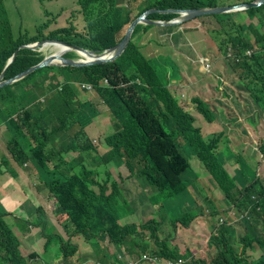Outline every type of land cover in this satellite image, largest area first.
Returning <instances> with one entry per match:
<instances>
[{
	"label": "trees",
	"instance_id": "1",
	"mask_svg": "<svg viewBox=\"0 0 264 264\" xmlns=\"http://www.w3.org/2000/svg\"><path fill=\"white\" fill-rule=\"evenodd\" d=\"M125 1L75 0L80 20L76 19L73 23L71 19H66L65 27L52 30L42 23L33 35L22 31L14 35L5 2L0 0V75L5 70V79L15 76L45 57L40 51L20 48L21 45L58 40L102 53L115 46L122 29L146 9H197L227 5L219 0H144L145 5L139 4L133 17ZM251 1L254 0L242 3ZM39 2L42 5L43 0ZM44 14L48 12L44 10ZM241 14L257 18L258 22L255 25L246 24L243 22L245 19L239 17ZM175 16L151 14L146 18L168 21ZM205 17L218 20L221 29L215 31L219 34L215 38L220 39L219 49L226 57L227 44L233 46V61L227 58L240 75L249 78L244 87L249 91L252 103L264 114V4L244 12ZM237 22L246 25L242 27ZM141 28V24L135 26L124 53L113 62L79 68L47 66L0 87V125L6 124L8 128L7 151L21 166L27 163L33 165L36 188H45L46 194L54 197L57 212L66 214L74 234L81 235L93 248L96 264H108L113 258L107 250H102L100 242L103 241L113 244L120 253L123 248L128 256L149 251L152 256L172 260L182 258L184 264H264V184L259 179L250 182L256 173L245 160L240 163L235 175L226 171L220 152L221 146H229L224 131L204 137L194 124V116L180 106L171 92L168 93L167 71H162L156 60L145 58L137 47L139 32L143 31ZM230 31H235L237 35H230ZM135 33L138 34L136 39ZM247 51L251 53L247 54ZM66 58L77 59L78 55L69 52ZM194 65L200 67V63ZM194 65L190 67L189 79L202 83L205 73L197 71ZM173 72L178 76L179 68ZM76 73L81 74V79L75 78ZM59 77L64 80L60 92ZM71 82L89 84L111 116L109 132L104 137L109 151L89 162L84 153L88 150V139L83 128L96 117L98 111L88 102H73L76 90ZM192 101L197 112L209 122H214L215 114L207 102L200 97H194ZM59 103L62 112L55 119L54 109ZM70 122L78 123L80 129L70 132ZM259 150L264 155V141ZM76 151L79 152L77 158L70 161L62 158L63 153ZM193 158L207 170L229 204H234L240 212L251 208L250 220L239 227L237 236L234 229L221 223L222 229H210L213 235L208 241L209 248L214 254L216 248L217 253L209 263L190 251L182 255L172 244L171 231L159 238L153 230H160V224L174 220L175 214L183 210L186 213L180 220L184 224L189 221V224L184 226L178 222L175 231L177 224L187 228L197 217L193 193L189 190ZM3 160H6L5 157H2ZM87 162L96 163L95 169L88 170L85 167ZM106 166H125L130 174L120 178V181L137 178L154 190L152 195L146 194L137 201L134 191L119 187L120 184L109 177ZM243 182L248 185L241 187ZM107 190L109 193L105 194ZM163 200L169 201L157 209L156 206ZM186 202L190 206L183 208ZM1 203L0 264H36L30 258L21 257V241L6 226L3 219L10 212ZM146 203L155 206L152 220L140 225L119 224L121 217L134 214L140 205ZM36 209L37 215L32 216L30 221L23 218L20 221L30 229L37 224L44 230L47 215L40 207ZM161 211L167 214L156 218ZM47 239L46 251L50 243V238ZM56 240L63 259L75 253L76 248L69 242H63L60 237ZM213 241L215 244H212ZM248 250L257 252L259 256L248 258ZM117 255L116 252L114 256ZM114 261L123 264L117 257Z\"/></svg>",
	"mask_w": 264,
	"mask_h": 264
},
{
	"label": "rangeland",
	"instance_id": "2",
	"mask_svg": "<svg viewBox=\"0 0 264 264\" xmlns=\"http://www.w3.org/2000/svg\"><path fill=\"white\" fill-rule=\"evenodd\" d=\"M243 1L246 0H219V2L227 3L226 6L239 4ZM4 2L8 19L15 34L22 31L33 35L36 31V28L42 23H46L47 29L52 30L65 27V25H67V20L71 19L73 23L76 19L80 20L77 18L79 14L77 13L78 7L75 3V0H43L42 5L40 4L39 0H4ZM124 4L129 9H131L132 16L134 17L137 14L138 5H145V1L126 0ZM44 10L47 11L48 14H44ZM175 17H177V14ZM239 17L240 19H245L243 22L246 24L251 23L255 25L258 22L257 18L251 19L245 14H241ZM237 23L239 24V22ZM246 24L239 25L244 27ZM128 25L129 24L126 25V28H124L120 36H123ZM141 25V30L143 31L139 32V42L143 44L145 58H152L154 56V50L158 46L164 47L167 57H170L165 59L164 66L167 71H176L178 70V67H187L190 70L191 65L194 64L193 62H189L188 58L192 61L202 60L208 63V72L204 71L201 66L199 68V65H194L197 71L205 73L206 80L200 87L195 89L190 94V97L192 98H188V100L183 99L182 101L178 99L179 103H181L183 108L187 109V111H189V113L194 116V124L200 129L204 137L224 131L229 141V147L234 156L237 157L239 154H241L242 157L247 160L250 166L255 169L256 175L250 180V182L259 179L264 184V155L259 150L260 144L262 141H264V114H262L252 103L250 93L247 88L244 87V84L249 83V78L240 75V72L234 69L230 64V61L226 59L224 51L219 49L220 39L215 38L219 37V34L215 31L221 29L218 20L214 17L203 16L191 21H186L185 23L173 28L150 26L145 23H142ZM79 28L80 27H78V29ZM250 30L251 29H249V31ZM230 35H237V33L235 31H230ZM177 37L178 39H176ZM134 38H138L137 33H135ZM46 46L39 50L44 56L54 52L52 48ZM226 47L228 50V57L232 58L234 55L233 46L229 43ZM63 56L68 57L69 52L64 53ZM79 58L81 57L78 56L77 59ZM82 61L85 62L86 58L82 57ZM105 63L107 62H102L99 64ZM75 78L78 80L81 79V74L76 73ZM4 80L6 79L4 78ZM167 91L169 93V90ZM194 97H200L202 100L209 103L211 110L215 114L214 122H209L204 118L203 115L197 112L196 105L192 101ZM39 100H41V97ZM72 100L73 102L80 103L89 102L94 108H96L97 111H99V114L92 120L91 123L87 124L84 129L86 137L89 141L97 142L104 146L103 140L105 134L108 132V127L111 124V116L103 107V105H101L99 98L93 93L83 94L77 90V94L72 97ZM7 131L8 128L6 124H1L0 154L1 157H5L6 159L3 160V165L5 166V170L10 175L5 173L4 176H0V186L2 188L5 185L12 186L6 190H0L1 204H3L5 210L7 211L8 202H11L13 199H19L17 196L18 187L13 185L12 181L16 183L19 182L21 190L26 192V197L25 200L21 202V209L16 211V216H23L27 219H30L32 216L37 215L36 207H40L42 211L46 213L47 217L50 218L53 211L57 208L55 199L46 194L45 188H43V190H39L35 185H33L36 183V170L31 165V163H27L31 173V178L28 179L26 188V177L21 171L23 166L17 163L6 149ZM25 134L26 132L24 131V135ZM105 150L106 149L104 147V151ZM70 156V153L62 154L63 159H68ZM201 165L202 164L196 158H193L191 161L192 171L189 173V175H193L195 167L199 168ZM235 165H238V159H235ZM226 167L231 173H233V167L229 163H226ZM114 171H117L115 166H110L107 169L109 174ZM112 178L117 180L118 175L113 173ZM136 184L138 189L141 190L139 192L135 188L137 201L140 199V197L146 194L149 196L152 195V190L145 182L137 180ZM246 185L248 184L243 182L240 186L243 187ZM108 193L109 190L105 192V194ZM168 201L163 200L156 206V208L160 209L161 206L168 203ZM187 206L188 204L185 205V207ZM154 209L155 206L149 203L142 204L139 206L134 215L142 220L150 221L154 218ZM200 210L204 211V209L201 208L198 211ZM185 213L186 212L183 210L181 213L175 214L176 217L174 220L167 222V224H160V231L162 233L158 234V237L162 238L171 231L170 236L173 238L172 243L178 248L179 251H182L181 254H186L187 251H192L193 253H196V256L202 257L206 261V249L207 247H211L209 246L208 241L213 235V232L211 235H209V232L199 221H195V225H193V227L190 226L187 229L177 224L175 231L176 223L180 222L184 226L189 224V221L184 224L180 220V218L184 217ZM165 214H167V212L161 211L160 213L156 214V218H159ZM169 215L170 214H168L167 218H169ZM63 218L64 215H61L55 219L58 232L54 225L51 224L50 220H47L46 222L44 234L46 239L50 238V243L48 245L49 251L40 256L42 261L46 264H48L49 260L54 256L61 257L59 245L58 242H56V236L59 234L62 238H66L64 234V226L62 225ZM138 218L134 216H128L122 218L121 220L128 222L126 224H131L133 223L132 221H136ZM63 222L64 225H67L66 219H64ZM240 224L236 226V236L237 231H239L238 226H240ZM33 229L34 227H31V230ZM13 233L14 235L19 234L17 231H14ZM151 244L153 245V240H151ZM212 244H215V242L213 241ZM147 252L150 253L149 251ZM216 253V248L215 254L213 256L211 255L210 251L208 252V263L215 258ZM258 256L259 254L253 250L247 251L248 258H257ZM49 264L57 263L55 261H51Z\"/></svg>",
	"mask_w": 264,
	"mask_h": 264
},
{
	"label": "crops",
	"instance_id": "3",
	"mask_svg": "<svg viewBox=\"0 0 264 264\" xmlns=\"http://www.w3.org/2000/svg\"><path fill=\"white\" fill-rule=\"evenodd\" d=\"M79 27H81V26L79 25ZM176 39H178V37ZM136 42L140 46V48L142 49L143 53L145 54L143 44L141 42H139V38H138V41H136ZM157 54L159 55L158 56V64H159V66L161 67L162 71H167L165 66H164L165 59L166 58H170V57H167V55L165 53V48L162 47V46L161 47L158 46L154 50V56L153 57H155ZM190 60L191 59L188 58L189 62H191ZM179 71H180V73H179L178 76L174 75L173 70L167 71V74H166V79L169 80L168 88H169L170 91H172L174 93H183V94H186L188 97H190V94L195 89L200 87L206 80V75H204V81L202 83H196V82L194 83V82H192L189 79L190 70L187 67L179 68ZM171 74L173 75L172 78H170ZM54 112H55V114H57L59 112V108H55ZM98 114H99V111H98L97 115ZM76 130H77V126L75 124L72 125L69 128L70 132H73V131H76ZM84 131H85V129H84ZM108 132H109V127H108ZM95 143H97V142H95ZM97 145H98L97 151H98V153L100 155L105 154L108 151V149L105 147V145L103 146V145H101L99 143H97ZM104 147L106 149L105 151H104ZM86 149H88V146L86 147ZM230 150L231 149H230L229 146H227V147L222 146L220 152L223 155V159H224V162H225V168L227 169L226 163H229L233 167V173H231L228 169H227V171L230 174L235 175V171H236V169H238V166L235 165V159L232 157V154L230 153L231 152ZM68 153H70L71 156L68 159H64L65 161H70L72 159H75L78 156L77 152H68ZM86 155L87 156L89 155L88 151H86ZM239 155H241V154H239ZM226 159H227V161H226ZM243 159H245V158H243L242 155H241V157H239L238 161L242 162ZM247 164L249 165V167L252 170H255L254 168H252L250 166V164L248 162H247ZM95 165L96 164H86L85 167L88 170H94L95 169ZM74 166H76L78 168L82 167L81 165H74ZM109 167L110 166H106L107 169ZM116 169H117V171H114V172L109 174V177L112 180H114L112 178V174L116 173L118 175V179L114 180V181L118 182L121 187H127V188L131 189L132 191H134L135 194H136L135 188L139 192L141 191L137 187V184H136L137 180L136 179H129V180H125L124 182L120 181V178H125L127 175H129L127 170L123 166H120V167H118ZM21 171L23 172L24 176L26 177V188H27V181H28L29 178H31L30 170H29L27 165L23 164V168H21ZM5 173H8V172L5 170V166L3 165L2 157H1V154H0V176L1 177L4 176ZM193 173L194 174L191 175V177L192 178H197V181H198L197 188L198 189L205 188L206 191H207L208 188H207L206 182L210 183V180H209L210 177L207 176L206 171L204 170V168L202 166H200L199 168L195 167V170H194ZM94 177L96 178L95 173H94ZM12 183H13V185L18 187L17 196L19 197V199H13L11 202H8V210L7 211L10 212V215L6 216L4 218V220H5L6 224L12 229L13 232L17 231L19 233L18 235H15V236L18 237L19 240L21 241V246H20L21 255L23 257H25V258L28 257V258L34 260L36 262V264H46L40 258V256L44 255L45 253H47L49 251V248L47 249V251L44 249V244H45V241H46L45 240L46 238L44 236L45 229L42 230L41 227L36 224L34 226V229L31 230L29 227H27V224H25L24 222L20 221L22 218L23 219H27V218H25L23 216H16V211H19L21 209V205H22L21 202L23 200H25L26 192L21 190V186H20L19 182L16 183V182L12 181ZM33 185L36 186V183H34ZM10 186H12V185H9V186L5 185L3 188L0 186V190H6ZM142 191H144V190H142ZM212 191H214V192L216 191L214 186H212ZM210 193H213V192H210ZM49 196L53 197L50 194H49ZM193 196H194V193H193ZM215 197H216V200H217L216 201L217 205L219 207H223V205H222V203H223L222 202V196H221V194L218 191L215 192ZM197 203L198 204L195 206V209H196L195 214L202 211V210L198 211L200 208L204 209V211H206V212L209 211V207L206 204L202 203L201 200H197ZM186 204H188V206H190V203L186 202V203H184L183 208H186L185 207ZM61 215H64V218L62 220V225L64 226L63 228H64V231H65L64 234L66 236V238H65L66 240L64 238H62L59 234L56 236V238L60 237L63 241H69V243L76 248V251H75L74 256L69 257V258H65V259H63V257L54 256V257H52L49 260V263L51 261H55L57 264H72V262H73V264H77V263L94 264V263H96L94 261L95 252L93 251V248L88 243L85 242V240L82 238V236L75 235L74 232H73V228L70 225H68V223H67V225H64L63 221H64V219H67V215L66 214L57 212V210L55 209L53 211L51 217L50 218L47 217V218H48V220L51 221V224L54 225V227L56 228V230L58 232L57 226L55 224V219H56V217L61 216ZM128 216L129 217L134 216V217L138 218L134 214H128L126 216L121 217L120 220H119V223L121 225H124V224L128 223V222H125V221L121 220L122 218H125V217H128ZM14 217H16V218H14ZM17 218H18V220H17ZM27 220L30 221V219H27ZM141 221H145V220H142V219L138 218V220L132 221V222L136 223L137 225H139ZM195 221H199L201 224H203V226L209 232V234H210V229H213L214 226H215V221L211 217H209L207 215L202 216V217H196L195 220L191 223V225H190L191 227H193V225H195V223H196ZM185 229H187V228H185ZM239 230H240V228H239ZM238 232L239 231H237V233ZM56 242H57V240H56ZM103 247H107L109 249V253L111 255L116 254V252L118 253L117 249L114 246H112L110 244H107L106 241H104V244L102 246V250H104ZM206 250H207V254H205V257H206V261L208 262V256H209L208 252L211 251V249L207 247ZM179 252L182 253V251H179ZM193 254H196V253H193ZM211 255L212 256L214 255L213 251H211Z\"/></svg>",
	"mask_w": 264,
	"mask_h": 264
},
{
	"label": "water",
	"instance_id": "4",
	"mask_svg": "<svg viewBox=\"0 0 264 264\" xmlns=\"http://www.w3.org/2000/svg\"><path fill=\"white\" fill-rule=\"evenodd\" d=\"M262 4H264V0H256L249 3H239L236 5L231 6H216V7H204V8H198V9H173V10H159L154 8L146 9L141 15L134 18L128 25L127 30L125 29V32L120 39V41L111 49H109L107 53H110V55L106 54H97L94 51H88L82 48H79L77 46L71 45L69 43L61 42L58 40H48V41H42V42H35L32 44H28L25 46H21L20 48H29L31 50H40L46 45H58L61 47H65V51L58 55L57 52H52L45 56L43 60L36 65H33L26 70L18 73L12 78L4 80V73L5 70H3L2 74L0 75V87H3L5 85L12 84L13 82L20 80L27 76L28 74L32 73L33 71L47 67V66H69V67H87L92 64H99L102 62H108L113 61L115 58L120 56L122 52L125 50L130 36L137 24L145 23L150 26H177L181 23H184L186 21L194 20L198 17H203L207 15H221V14H227V13H235V12H241L244 10H249L254 7H260ZM151 14H177V17L169 20V21H151L146 18V16H149ZM74 52L81 58L79 59H70L63 56L64 53L68 52ZM16 52L13 53L11 56L12 60L15 57ZM82 57L86 58V61H82ZM57 59V62H54V60ZM11 61V59H10ZM8 64V62H7ZM6 64V66H7ZM5 66V69H6Z\"/></svg>",
	"mask_w": 264,
	"mask_h": 264
},
{
	"label": "clouds",
	"instance_id": "5",
	"mask_svg": "<svg viewBox=\"0 0 264 264\" xmlns=\"http://www.w3.org/2000/svg\"><path fill=\"white\" fill-rule=\"evenodd\" d=\"M254 1H256V0H254ZM251 2H253V1H251ZM244 3H249V2H244ZM236 5V4H235ZM226 6V5H225ZM203 8V7H202ZM198 9V8H197ZM5 10H6V8H5ZM164 10H169V9H164ZM244 11H246V10H244ZM243 11V12H244ZM7 13V12H6ZM235 13H237V12H235ZM160 15H162V14H160ZM164 15V14H163ZM8 17V16H7ZM176 18V17H175ZM172 19H174V18H172ZM171 19V20H172ZM9 20V19H8ZM158 21H163V20H158ZM169 21V20H168ZM165 22V21H164ZM9 23H10V21H9ZM185 23V22H184ZM181 24H183V23H181ZM11 25V24H10ZM180 25V24H179ZM179 25H177V26H179ZM166 27V26H165ZM169 28H173V27H176V26H168ZM11 28H12V26H11ZM125 28H126V26H125ZM124 30V28L122 29V31ZM12 31H13V29H12ZM121 31V32H122ZM14 33V32H13ZM14 35H16L15 33H14ZM122 38V36L119 38V40H118V42L120 41V39ZM45 41H48V40H45ZM40 42H42V41H40ZM117 42V43H118ZM32 44V43H31ZM49 45V44H48ZM21 46H25V45H21ZM20 46V47H21ZM114 47V46H113ZM137 47H138V49H139V51H140V53L145 57V54L143 53V51H142V49L140 48V46L137 44ZM159 47H161V46H159ZM112 48V47H111ZM111 48H108V49H106V50H104L102 53H97V54H106V52L109 50V49H111ZM126 49V48H125ZM35 50H37V49H35ZM37 51H39V50H37ZM125 51V50H124ZM124 51L122 52V54L124 53ZM16 52V51H15ZM68 52H70V50L68 51ZM121 54V55H122ZM13 55V54H12ZM107 56L108 55H110V53H107L106 54ZM120 55V56H121ZM120 56H118L117 58H115L113 61H115L116 59H118ZM158 54L155 56V57H152V58H149V59H152V60H156L157 62H158ZM228 52H227V56H226V59L228 60V58H231V57H228ZM233 57H234V55H233ZM233 57L231 58V60L233 61ZM112 61V62H113ZM191 62H193V64H195V63H198L200 60H198V61H192V60H190ZM229 61V60H228ZM107 63H109V62H107ZM208 64V63H207ZM159 65V64H158ZM201 67H202V65H200ZM60 67H65V66H60ZM200 68V67H199ZM203 68V67H202ZM209 71V70H208ZM207 71V72H208ZM167 80V79H166ZM135 82H137V83H139V80H136ZM167 82H169V80H167ZM71 84V86H72V88H74L75 87V85H76V87H75V90H76V94H77V90L79 91V92H81V93H83V94H89V93H93L94 95H95V93H94V89L89 85V84H87V83H85V82H82V83H75V82H71L70 83ZM63 85H64V80H63V78L62 77H59V79H58V92H60L61 90H62V88H63ZM81 85H88V86H90L91 87V90L90 91H88V90H86V89H82L81 88ZM167 90H169V88H168V84H167ZM169 92H171V94L178 100V99H180V101H182L183 99H186V100H188V98H191V97H188L186 94H183V93H174V92H172V91H170L169 90ZM99 98V97H98ZM190 100V99H189ZM206 102V101H205ZM89 103V102H88ZM178 103H179V100H178ZM180 104V106H182L181 105V103H179ZM209 104V103H208ZM183 107V106H182ZM55 108H59V112L57 113V114H55V119L57 118V116L62 112V105L59 103L57 106H55ZM185 110H187V109H185ZM95 118V117H94ZM57 121V120H56ZM76 125L77 126V130H79L80 129V125L78 124V123H73V122H70V124H69V127L68 128H70L72 125ZM76 130V131H77ZM83 131H84V128H83ZM85 132V131H84ZM103 142H104V140H103ZM87 145H88V153H89V155L87 156L86 155V151L84 152L85 153V156H86V160L89 162L92 158H100V157H102L104 154H102V155H100L99 153H98V151H97V147H98V145H97V143H95V142H93V141H89L88 140V143H87ZM104 145H105V143H104ZM105 147L108 149V151H109V148L105 145ZM222 147V146H221ZM221 147H220V150H221ZM107 151V152H108ZM231 151V150H230ZM77 153H78V156H79V152L78 151H76ZM106 152V153H107ZM105 153V154H106ZM231 154H232V157L234 158V159H239V157H241V155H238L237 157L236 156H234V154H233V152H230ZM77 156V157H78ZM76 157V158H77ZM245 159H243V161H244ZM242 161V162H243ZM246 161V160H245ZM85 163V165L86 164H96V163ZM242 162H240V161H238V168L240 167V163H242ZM125 169H126V167L125 166H123ZM224 167H225V163H224ZM116 168H118V167H116ZM204 168V167H203ZM226 169V168H225ZM127 170V169H126ZM204 170L206 171V174H207V176H209L210 178H211V180H210V183H208V182H206V185H207V188H208V190L206 191V189L205 188H201V189H198L197 188V183H198V181H197V178H192L191 177V185L189 186L190 188H189V190L192 192V193H194V196H193V200L195 201V205H197L198 203H197V200H201L202 201V203H204V204H206L208 207H209V211L208 212H206V211H201V212H198V213H196V216L197 217H202V216H205V215H207V216H209V217H211L214 221H215V226H214V229L215 230H220V229H222L223 227H221L220 225H219V223H221V224H223V226L224 227H228V228H232V229H236V226L238 225V224H240V223H242V224H240V226L241 225H243V224H245L246 223V221H249L250 220V216H251V208L248 210V211H246V212H240L239 210H238V208L234 205V204H229L228 202H227V200H226V198H225V195H224V193H223V191L219 188V186L217 185V184H215L214 182H213V180H212V177L208 174V172H207V170L204 168ZM226 171H227V169H226ZM255 171V170H254ZM127 172H128V170H127ZM194 172V171H193ZM228 172V171H227ZM229 173V172H228ZM256 173V172H255ZM128 174H130L129 172H128ZM230 174V173H229ZM232 175V174H231ZM134 179H136V180H138L137 178H134ZM139 181V180H138ZM212 186H214L215 187V190L216 191H218L220 194H221V196H222V205H223V207H219L218 205H217V200H216V197H215V192L214 191H212ZM152 190V192L154 191L153 189H151ZM210 192H213V193H210ZM216 214H218V215H216ZM216 215V216H215ZM218 216H220V218H219V220H218V222L216 221V219H217V217ZM4 220V219H3ZM67 220V219H66ZM4 222H5V220H4ZM145 222H147V221H141L140 222V224L141 223H145ZM192 223V222H191ZM5 224H6V222H5ZM120 224V223H119ZM131 224H136V223H131ZM139 224V225H140ZM121 225V224H120ZM124 225H128V224H124ZM191 225V224H190ZM189 225V226H190ZM6 226L12 231V229L6 224ZM179 226H182L181 224H179ZM240 226H238V227H240ZM183 227V226H182ZM153 228V227H152ZM183 228H186V227H183ZM188 228V227H187ZM153 230H154V232L156 233V234H160V233H162L160 230H156L155 228H153ZM236 231V230H235ZM13 232V231H12ZM14 234V233H13ZM75 235H77V234H75ZM209 235H211V234H209ZM81 236V235H80ZM164 237V236H163ZM162 237V238H163ZM83 238V237H82ZM61 239V238H60ZM84 239V238H83ZM46 240V239H45ZM62 240V239H61ZM85 240V239H84ZM63 241V240H62ZM63 242H69V241H63ZM86 242V241H85ZM107 242V244H110V245H112V246H114L113 244H111L110 242H108V241H106ZM87 243V242H86ZM45 244H46V241H45ZM45 244H44V246H45ZM59 244V243H58ZM89 244V243H88ZM100 244H101V247L103 246V244H104V241L103 242H100ZM173 244V243H172ZM90 245V244H89ZM73 246V245H72ZM91 246V245H90ZM115 247V246H114ZM104 248V250H107L108 252H109V249L107 248V247H103ZM44 249H45V247H44ZM59 249H60V244H59ZM46 250V249H45ZM121 250H122V252L120 253L119 251H118V255L117 256H114V255H111V256H113V258H111V260H110V262L108 263V264H116L115 263V261H114V258L115 257H117L123 264H129L131 261H137V260H140L141 258H142V256L144 255V254H150V253H148V252H145V253H139V254H135V255H133V256H128L127 255V253L126 252H124V249L123 248H121ZM75 254V253H74ZM74 254L72 255V256H74ZM20 255H21V253H20ZM183 255V254H182ZM60 256L61 257H63V255L61 254V250H60ZM71 256V257H72ZM21 257H23L22 255H21ZM25 258V257H24ZM26 258H28V257H26ZM176 260V259H175ZM184 260V259H183ZM77 264H81V263H77ZM94 264H96V263H94Z\"/></svg>",
	"mask_w": 264,
	"mask_h": 264
},
{
	"label": "built area",
	"instance_id": "6",
	"mask_svg": "<svg viewBox=\"0 0 264 264\" xmlns=\"http://www.w3.org/2000/svg\"><path fill=\"white\" fill-rule=\"evenodd\" d=\"M251 51H247V54H250ZM198 63L202 65L204 71H208L209 65L207 64L206 61L200 60ZM82 89H86L88 91L91 90V87L88 85H81ZM185 260L182 258L172 260V259H167L164 257H159V256H152L148 254H144L140 260L137 261H131L129 264H184Z\"/></svg>",
	"mask_w": 264,
	"mask_h": 264
},
{
	"label": "bare ground",
	"instance_id": "7",
	"mask_svg": "<svg viewBox=\"0 0 264 264\" xmlns=\"http://www.w3.org/2000/svg\"><path fill=\"white\" fill-rule=\"evenodd\" d=\"M46 47L52 48L54 52H57L58 55H61L65 51V47H61L58 45H47ZM58 60L55 59L54 62H57Z\"/></svg>",
	"mask_w": 264,
	"mask_h": 264
}]
</instances>
